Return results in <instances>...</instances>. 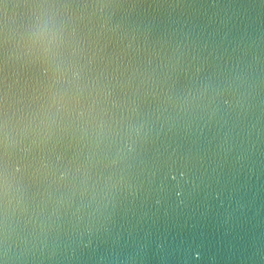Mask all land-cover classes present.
<instances>
[{
  "label": "water",
  "instance_id": "water-1",
  "mask_svg": "<svg viewBox=\"0 0 264 264\" xmlns=\"http://www.w3.org/2000/svg\"><path fill=\"white\" fill-rule=\"evenodd\" d=\"M0 264H264V0H0Z\"/></svg>",
  "mask_w": 264,
  "mask_h": 264
}]
</instances>
